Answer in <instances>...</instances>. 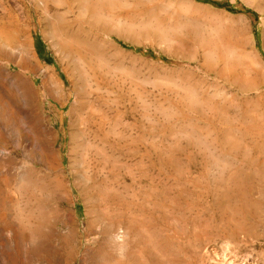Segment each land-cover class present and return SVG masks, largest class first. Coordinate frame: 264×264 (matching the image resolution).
I'll list each match as a JSON object with an SVG mask.
<instances>
[{
	"label": "rangeland",
	"instance_id": "rangeland-1",
	"mask_svg": "<svg viewBox=\"0 0 264 264\" xmlns=\"http://www.w3.org/2000/svg\"><path fill=\"white\" fill-rule=\"evenodd\" d=\"M228 1L258 21L0 0V264H264V0Z\"/></svg>",
	"mask_w": 264,
	"mask_h": 264
},
{
	"label": "trees",
	"instance_id": "trees-1",
	"mask_svg": "<svg viewBox=\"0 0 264 264\" xmlns=\"http://www.w3.org/2000/svg\"><path fill=\"white\" fill-rule=\"evenodd\" d=\"M200 1L210 3L211 5H213L215 7L223 8V9H226V10L234 12V13H237V12L238 13L239 12L244 13L247 16H249L251 19H253V21L255 23L258 21V14L254 10H252L248 7H236L231 2H229L228 0H200ZM34 39H35V46H36V49H37L40 57L42 59L48 61V62H51L49 54H48V56H45V48H44L45 45H44V42L38 33L34 34ZM136 49L138 51H140L141 53H143L144 55H147L149 57L160 58L151 50H143L142 48H136Z\"/></svg>",
	"mask_w": 264,
	"mask_h": 264
},
{
	"label": "bare ground",
	"instance_id": "bare-ground-1",
	"mask_svg": "<svg viewBox=\"0 0 264 264\" xmlns=\"http://www.w3.org/2000/svg\"><path fill=\"white\" fill-rule=\"evenodd\" d=\"M35 60V59H34ZM37 62V61H36ZM52 71V70H50ZM49 70H45V76H44V79L42 81V85L43 87H46L47 85V82L49 80H51L53 78V74L50 72ZM56 77V76H55ZM256 78H258V83H257V87H260L264 84V68L262 69V71H258L257 74H256ZM55 81V80H53ZM51 83V82H50ZM59 83V82H58ZM33 84V83H32ZM57 84V82L55 83V85ZM34 88L36 85H33ZM58 86V85H57ZM61 87V86H60ZM32 88V87H31ZM39 88V87H38ZM33 89V88H32ZM49 89V88H48ZM61 89V88H60ZM41 93V92H40ZM42 94V93H41ZM36 95V94H35ZM37 96V95H36ZM5 101V100H4ZM3 104V103H2ZM4 109V108H3ZM7 109V108H6ZM7 112V110H6ZM53 149V148H52ZM53 153V152H52ZM71 182V181H70ZM10 224V221L5 217V216H1L0 217V231L1 232H5V231H9V226ZM15 229H13V227L11 226L10 227V233H11V236L13 239H17L18 238V234L16 233V230L14 231ZM48 249V245L46 242H42L41 244V250H47Z\"/></svg>",
	"mask_w": 264,
	"mask_h": 264
}]
</instances>
